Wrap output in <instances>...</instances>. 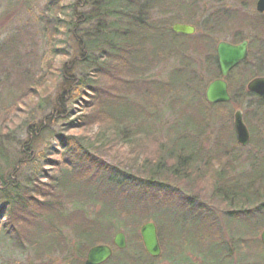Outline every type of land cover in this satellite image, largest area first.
I'll use <instances>...</instances> for the list:
<instances>
[{"label": "trees", "instance_id": "1", "mask_svg": "<svg viewBox=\"0 0 264 264\" xmlns=\"http://www.w3.org/2000/svg\"><path fill=\"white\" fill-rule=\"evenodd\" d=\"M191 1L195 0H46L39 23L52 55L50 83L42 90L37 107H48L49 112L38 121L23 119L20 135L25 137H21L15 131L17 126L4 120L8 111L0 107V226L4 229L0 264L8 252L5 249L15 248L32 250L39 259L61 250L69 253L67 260L77 257L74 264H84L91 246H114L120 226L138 228L149 220L156 222L160 238L167 236L173 243L172 256L181 264L190 263L184 259L186 249L199 255V264H264L260 239L264 229V139L255 143L252 131L249 145L259 154L240 159L241 152L235 153L231 108L238 97L232 92L230 102H207L208 84L220 77L212 39L203 32L185 36L172 29L176 22L193 23ZM221 18L215 14L209 24L207 20L202 23L218 27ZM0 47V57L3 53L9 56L10 74L4 78L12 92V73L17 80L18 74L26 78L28 70L20 65L22 51L13 38L0 42ZM187 51L189 56H185ZM170 58H178L180 65L165 79L153 80L151 68ZM230 85L232 88L233 82ZM88 94L83 123L99 120L110 127L94 142L73 144L74 153L52 161L57 173L48 176V183H39L38 143L54 136V120L71 116L68 103ZM13 101L10 108L16 103ZM247 112L245 120L252 125ZM215 120L222 122L215 140L220 153L203 150L201 143L203 132ZM108 131L114 139L135 147L130 171L108 166L91 155L99 139L109 138ZM226 136L225 142L218 140ZM148 140L157 146L150 152ZM223 158L226 161L215 168L214 162ZM24 165L28 167L24 169ZM202 165L205 169L201 170ZM238 167L245 168L246 183L241 190L234 185L241 174ZM205 171L211 172L207 197L212 202L198 195L187 197L186 192L182 195L172 184L177 180L190 186L199 183L207 175ZM169 213L184 220V226L176 224L174 235ZM66 225H71L75 241L67 239ZM143 258L151 260L145 250L144 255H132L129 248H115L104 264H139Z\"/></svg>", "mask_w": 264, "mask_h": 264}, {"label": "rangeland", "instance_id": "2", "mask_svg": "<svg viewBox=\"0 0 264 264\" xmlns=\"http://www.w3.org/2000/svg\"><path fill=\"white\" fill-rule=\"evenodd\" d=\"M45 2L46 0H0V42H6L8 39L13 38L18 43L19 50L22 51L23 57L20 61V65L28 70V73H26L28 76L26 78L23 76V74H18L17 80H15V73H12L11 81L13 82V87L11 88V92L9 88L6 87L7 84H5L6 81L4 78L8 73L10 74V64H6V62L9 60V56L3 53L2 57H0V107L3 108L2 110L6 109L8 111V115L4 117V120L17 126L15 131L18 135H20L24 130L23 126H21V121L23 119L28 118V122L38 121L49 112L48 107L44 109L37 107V101L40 99L42 90L45 88L46 84L49 85L50 83L48 79V62H50L52 58L51 53L48 51L46 38L39 23ZM191 2V4H193V12L191 16L195 19L193 23L197 28L196 32L192 35L200 34V32L205 33V35H209L213 40H211V43L212 49L214 50H216V45L219 40L235 39L234 27H231V29H225L226 27H224V30L222 31H220L221 29L219 28L222 24L223 16L226 15L228 10L234 11L238 14L245 13L246 15L248 12H254L252 2L248 0H195ZM253 2L255 3L256 0ZM215 14H218L219 16L221 15V24L215 29L216 31L210 33L208 30V24L211 22V17ZM205 20L208 21L206 26L202 23ZM253 32L254 31L252 28L246 27L243 31V34L240 35H245L246 37L252 38L255 35ZM238 38L243 37L240 36ZM189 55L190 52L187 51L185 56ZM203 57L204 56L198 57V59H202ZM247 64L249 68L253 66L251 59ZM179 65L178 58H170L154 65V68H151L152 70L150 71L149 76H151L153 80H160L161 78L165 79L169 72ZM251 76L252 75L249 74L248 71L246 73L245 70L242 76H239L240 81H235V78L233 80L230 79V84L233 82V86H235L234 89H236L237 85L240 87L244 86L246 89L245 85H247L246 83L251 78ZM29 84H32V86H29ZM27 87H33V89L27 90ZM234 89H232L230 86V91L234 92L235 96L238 97L236 104L231 106L233 109L232 111H235V109H242L244 112V118L246 110L248 111L247 113H250L249 116L251 117V122L254 127L251 125V123L249 124V127L251 131L255 132L254 142L256 143L257 139H264V117L260 118V114L257 113L258 110L255 107L256 104L254 102V98L247 97V95L240 96L239 94H236L238 90ZM9 94H12L13 100L16 101L18 99L12 108H10L9 102H12L13 100L8 98ZM89 96L90 95L88 94L86 97L83 96V100L76 101L74 103H68V105H71V116L65 120H54L53 124H51L54 128V136L44 137V139L38 143L37 155L40 157V161L36 167H38V169L41 171L40 173H42L38 177L39 183H48V176H51L53 173H57V168L54 166L52 161H60L61 159L67 158L70 154L74 153L75 148L73 144L78 141L94 142V139L102 130L108 129L110 127L108 123H104L99 120L93 124L83 123V116L87 112L86 108L84 107L85 100L87 99L88 101L90 99ZM260 111L264 112V108H260L259 112ZM168 113L169 112H167L164 116L166 122L170 121L171 119ZM221 123L222 122L220 120H215L213 124H211V126L203 132L201 139L203 150L213 151L214 153L221 152L219 147L216 146L215 142L216 138H218V135L220 134V129L222 128ZM231 135L232 131H230L229 139L232 138ZM20 136L25 137L23 134ZM107 136L109 138H101L96 142L92 149L91 155H94L108 166H115L121 170L130 171V165L134 155L132 151H135V147L133 145L123 143L120 140L114 139L112 131H108L106 137ZM72 137L74 138V140L72 139L73 141L70 140ZM226 138L227 136L218 140L225 142ZM67 143L68 146H66ZM146 143L148 144V152L153 151L157 147L152 140H148ZM235 146L238 149L235 151V153L238 151L241 152L240 159H244L246 156H252L255 152H257L256 155L259 154V151L254 145L241 146L237 142ZM225 161V158L216 160L214 162L215 168H219L221 166L220 164L224 163ZM237 163L238 161L234 162V165H237ZM262 164H264V158L261 161V165ZM23 167L25 169L28 166L24 165ZM202 169H205L203 165L201 166V170ZM244 169L245 168L242 167H238L237 169V173L241 174L237 175V180L235 181L234 185L235 188L239 190H241L246 183V180L244 179ZM205 172L207 175L203 176V179L199 181V183L196 181L195 183L191 184V186L189 182L181 180L172 182V184H175L179 191L182 190L180 191V194L182 195L188 194L187 197L194 198L197 197L196 195H198L201 198L209 200L208 198L210 197H207V195L209 191L211 192V190L208 182H211L212 177L211 172L209 174V171ZM253 178L254 177L252 176L247 181H250ZM183 192H186L187 194ZM42 194L43 192H41L40 195H37V198H41ZM65 206L70 208L69 202H65ZM221 207L223 206L221 205ZM97 208L98 207L95 209ZM95 209L94 207L90 208L91 211ZM169 209L172 212H176L173 208ZM223 210H225V206L223 207ZM167 216L170 221V230H172V235H174L177 231L176 224L181 223L183 225L182 221L184 220L177 218L174 213H169ZM5 220L3 222H5ZM140 227L141 225L137 228L136 226L131 227L129 224H125V226H120L119 228V230L123 231L127 236L126 248H129L132 255H144L145 247L140 234ZM0 228V238H3L2 234H4V229L1 226ZM128 228H130L132 231H130ZM70 230L71 225H66V228L64 229L66 237L67 239L70 238L72 241H75V235H73ZM168 231L169 227L166 226L165 235H167ZM160 242L162 246V254L159 257H152L147 253L151 257V260L148 261L147 258H143L139 264H181L180 259H176L175 261L172 256L171 246L173 243L169 242L168 237L164 236V239L161 237ZM5 251L8 252L5 253L1 264H74V261L77 259V257H75L73 260H67L66 257L69 253L66 254L61 250H55V252L47 253L41 259L37 258L34 255V251L32 250L21 252L15 248L13 251L6 249ZM145 252L147 251L145 250ZM39 255H41V253ZM75 255V252L71 253L72 257ZM184 256V259L189 260V264L200 263L199 255L190 249H186ZM83 262L85 264V259ZM235 263L236 262H234V264ZM225 264H228V262Z\"/></svg>", "mask_w": 264, "mask_h": 264}, {"label": "water", "instance_id": "3", "mask_svg": "<svg viewBox=\"0 0 264 264\" xmlns=\"http://www.w3.org/2000/svg\"><path fill=\"white\" fill-rule=\"evenodd\" d=\"M259 11H264V0H259L257 4ZM173 31L176 33L191 35L196 32V27L188 23H175ZM218 62L223 77L235 67L247 55L246 43L235 46L226 42H220L217 46ZM264 83V78H256L248 83L249 90H261L264 96V87L259 86ZM206 100L209 103L228 102L231 95L228 90V82L223 78L211 81L206 89ZM234 125L237 132V140L242 145H247L250 140V132L243 118L242 110L238 109L234 113ZM140 233L147 252L152 257H158L162 253L158 228L154 221H147L141 226ZM261 240L264 243V230L261 233ZM114 244L119 249L127 246V237L123 231L117 232L114 237ZM113 248L108 244H97L87 252L85 264H103L113 255Z\"/></svg>", "mask_w": 264, "mask_h": 264}, {"label": "flooded vegetation", "instance_id": "4", "mask_svg": "<svg viewBox=\"0 0 264 264\" xmlns=\"http://www.w3.org/2000/svg\"><path fill=\"white\" fill-rule=\"evenodd\" d=\"M252 2L254 12H248L247 15L245 13L238 14L234 11L228 10L226 12V15L223 16L222 24L219 27L222 31L224 30V27L235 28V39H221L217 42L216 50H215V56L217 65L219 67L218 62V55H217V46L220 42H226L235 46H240L243 43H246V49H247V55L245 58H243L235 67H233L227 74V76L223 77L221 71H220V77L217 78H223L228 82V90L231 95L233 96L232 92L230 91V79L233 80L235 78L236 80H240L239 76H242L243 72L246 70V73L248 71L249 74H251V78L247 81L246 89L244 86L237 85L236 89L235 86H232V89L238 90L236 94H239L240 96L247 95V97L254 98L256 109L258 110V114H260L259 109L264 107V96L261 90H249L248 89V83L256 78H264V11H259L257 4L259 0H256L254 3V0H248ZM245 2V1H244ZM246 27H250L253 29V33L255 34L252 38L246 37L243 34V31ZM217 27H209L208 30L210 33L213 31H216ZM243 38H238V37ZM251 59L252 67L249 68L248 64ZM220 69V67H219ZM241 70V71H240ZM240 71V72H239ZM235 76V77H234ZM248 77V76H247ZM260 88L264 87V83L259 86ZM234 93V92H233ZM235 95V93H234ZM264 117V116H263ZM261 118V117H260ZM252 133L250 129V134Z\"/></svg>", "mask_w": 264, "mask_h": 264}]
</instances>
